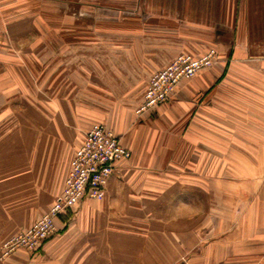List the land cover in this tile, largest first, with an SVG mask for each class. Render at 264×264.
I'll list each match as a JSON object with an SVG mask.
<instances>
[{
    "label": "crops",
    "instance_id": "1",
    "mask_svg": "<svg viewBox=\"0 0 264 264\" xmlns=\"http://www.w3.org/2000/svg\"><path fill=\"white\" fill-rule=\"evenodd\" d=\"M212 49L135 114L152 74ZM96 123L131 152L105 198L0 264H264V0H0V248Z\"/></svg>",
    "mask_w": 264,
    "mask_h": 264
},
{
    "label": "built area",
    "instance_id": "2",
    "mask_svg": "<svg viewBox=\"0 0 264 264\" xmlns=\"http://www.w3.org/2000/svg\"><path fill=\"white\" fill-rule=\"evenodd\" d=\"M215 61L216 51L213 49L200 57L186 53L177 55L166 67L150 76L135 114L141 117L168 101L182 81L212 67ZM130 158L131 152L111 129L101 123L94 124L73 154L62 191L31 226L3 242L1 258L18 250L36 252L48 238L57 233L56 220L60 216L69 214L86 198L104 199L117 163Z\"/></svg>",
    "mask_w": 264,
    "mask_h": 264
},
{
    "label": "rangeland",
    "instance_id": "3",
    "mask_svg": "<svg viewBox=\"0 0 264 264\" xmlns=\"http://www.w3.org/2000/svg\"><path fill=\"white\" fill-rule=\"evenodd\" d=\"M35 85H36V84H35ZM33 86H34V85H33ZM34 87H37V86H34ZM32 101H34V100H32ZM135 101L138 103L139 99H138V100H135ZM141 102H142V101H141ZM138 104H139V103H138ZM140 104H141V103H140ZM138 106H139V105H138ZM80 141H81V140H80ZM44 213H45V212H44ZM44 213H43V214H44ZM43 214H40V215L38 216V218H40ZM38 218H37V219H38ZM0 251H1V248H0ZM18 251H19V250H18ZM18 251H16V252H18ZM16 252H14V253H16ZM26 252H28V251H26ZM14 253H12V254H14ZM28 253H30V252H28ZM12 254H11V255H12ZM11 255L7 256L6 258L10 257ZM0 258H1V254H0ZM6 258H4V259L1 258V259H2V260H5Z\"/></svg>",
    "mask_w": 264,
    "mask_h": 264
}]
</instances>
